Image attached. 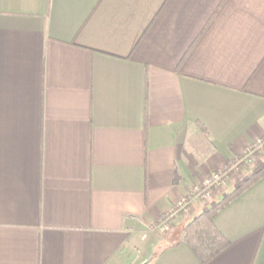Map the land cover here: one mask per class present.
<instances>
[{
    "label": "crops",
    "instance_id": "0c3cea01",
    "mask_svg": "<svg viewBox=\"0 0 264 264\" xmlns=\"http://www.w3.org/2000/svg\"><path fill=\"white\" fill-rule=\"evenodd\" d=\"M259 139L264 0H0V264H203L154 226ZM212 221L264 264V176Z\"/></svg>",
    "mask_w": 264,
    "mask_h": 264
},
{
    "label": "trees",
    "instance_id": "16d2710c",
    "mask_svg": "<svg viewBox=\"0 0 264 264\" xmlns=\"http://www.w3.org/2000/svg\"><path fill=\"white\" fill-rule=\"evenodd\" d=\"M263 176L264 167L258 172L248 175L247 178L240 180L230 193L214 202L207 210L191 219L184 227L181 242L187 244L203 264L217 257L230 245L229 240L212 221L215 215Z\"/></svg>",
    "mask_w": 264,
    "mask_h": 264
},
{
    "label": "built area",
    "instance_id": "2783aa9c",
    "mask_svg": "<svg viewBox=\"0 0 264 264\" xmlns=\"http://www.w3.org/2000/svg\"><path fill=\"white\" fill-rule=\"evenodd\" d=\"M263 146L264 140H256L246 149L241 157L231 160L222 169L211 172L203 181H201L200 185L194 186L190 189L188 194L183 195L175 203L174 208L165 213L160 221L155 224L154 227L157 233L163 236L169 233L172 229V219L176 216H189L193 201L202 200L211 203V200H214L216 195L221 194V190L225 186L229 174L239 171L241 165L252 166L257 153Z\"/></svg>",
    "mask_w": 264,
    "mask_h": 264
},
{
    "label": "rangeland",
    "instance_id": "374dc122",
    "mask_svg": "<svg viewBox=\"0 0 264 264\" xmlns=\"http://www.w3.org/2000/svg\"><path fill=\"white\" fill-rule=\"evenodd\" d=\"M241 166H242V165H241ZM223 188H224V187H223ZM222 191H223V190H221V193H222ZM213 203H214V200L212 199L210 205H212Z\"/></svg>",
    "mask_w": 264,
    "mask_h": 264
}]
</instances>
